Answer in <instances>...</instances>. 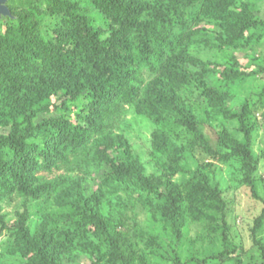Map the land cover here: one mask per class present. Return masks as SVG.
<instances>
[{"label": "trees", "instance_id": "trees-1", "mask_svg": "<svg viewBox=\"0 0 264 264\" xmlns=\"http://www.w3.org/2000/svg\"><path fill=\"white\" fill-rule=\"evenodd\" d=\"M91 1L111 19L110 31L99 30L88 11L73 0H49L45 20L14 8H10L12 18L0 20L7 28L0 30V202L6 195L38 200L57 191L58 182L44 181L39 174L70 164L77 155L112 168L107 187L112 192L101 190L89 198L72 183L66 204L75 215L64 235L58 236L49 225L32 235L28 214L19 213L14 228L0 215V237L12 231V246L27 264H62L76 244L87 247L98 257L97 263L111 256L136 264L138 241L129 235L147 237L153 246L157 243L141 228L139 208L161 215L165 230L176 236L182 233L180 214L190 213L195 222L221 232L223 247L203 260L190 261L225 260L235 249L226 233L228 204L219 185L201 171L193 172L183 189L169 179L147 176L129 142L115 128L128 105L169 126L154 132L152 156L172 174L186 171L180 160L187 149L172 131L187 132L200 148L238 164L239 181L264 203L250 131H246L247 143L224 142L213 150L193 106L181 94L201 82L210 119L225 116L243 121L230 108L227 94L207 84L205 78L217 71L209 69L211 65L196 52L202 45L220 52L244 47L249 43L245 36L264 27V22L253 18L245 4L239 7L242 0ZM218 65L217 70L222 67ZM195 66L201 69V79ZM220 71L222 78L232 81L264 74L263 67L247 70L235 58ZM120 191L126 199L113 203L109 197ZM263 225L264 209L252 230L264 257V245L257 240Z\"/></svg>", "mask_w": 264, "mask_h": 264}, {"label": "rangeland", "instance_id": "rangeland-1", "mask_svg": "<svg viewBox=\"0 0 264 264\" xmlns=\"http://www.w3.org/2000/svg\"><path fill=\"white\" fill-rule=\"evenodd\" d=\"M73 1H77L88 11L99 30L106 33L112 29L111 19L97 10L91 0ZM243 4L253 18L264 22V0H242L238 6L241 7ZM8 6L18 12H34L40 20L49 17V0H9ZM202 26L207 28L205 24ZM0 30L2 33L7 30L4 23L0 24ZM248 39V45L237 50L220 52L202 45L196 52L200 59L211 65L209 69L217 71L216 76L205 78L208 79L205 80L207 84L227 94L230 108L234 113L242 115L243 121L225 116L210 119L209 110L203 101L201 82L188 86L181 94L187 97L193 106L200 120V129L213 150H217L224 142L247 143L246 131H250L253 157L258 163L256 176L261 179L258 192L264 199V74L242 81L225 80L220 75L223 66L231 64V58L237 59L247 70L264 68V27L253 29L250 36H245L244 42L246 43ZM218 63L222 65L218 69L219 72L216 69ZM193 69L200 78L201 69L197 66ZM42 118L44 117L41 116L40 120ZM167 127L169 126L160 125L154 117L139 114L135 106L128 105L116 124L115 133L127 139L132 154L147 176L169 179L178 188L183 189L192 173L201 171L214 185H219L223 191L222 197L228 204L225 231L235 252L223 261L208 260L206 264H264L263 253L252 237L255 222L263 213L264 203L261 199L255 198L248 187L241 184L238 164L222 161L214 154L208 153L195 144L192 135L179 129L173 130L172 133L174 138L187 148L180 160V166L186 171L179 174L167 173L152 156L154 132ZM96 161L93 157L77 155L71 159L70 164L61 165L59 169L54 168L52 172H41L39 176L43 178L42 180L58 182L57 191H51L38 200L19 194L6 195L0 202V215L14 228L19 220L18 214H28V226L32 235L41 232L46 225L58 233V236L64 235L65 227L70 226L72 215H75L72 207L66 204L72 196V183L81 186L85 196L89 198L101 190L105 193L108 190L112 168L107 165L101 166ZM111 192L112 190H108L106 194ZM184 195L183 198L186 200ZM109 198L116 203L125 200L126 194L120 191ZM138 211L141 228L144 232L152 234L157 243L154 246L150 245L147 237H136L133 233L132 235L128 233L138 241L136 264H142L143 261H146V264H195V261H190L192 257L203 260L214 251L223 248L221 232L220 234L215 232L204 222H195L194 216L190 213L180 214L179 224L182 233L176 236L170 233L171 230H165L161 215L154 216L152 212L142 211L140 208ZM258 234L257 240L264 245V225ZM76 242H80L79 237ZM12 243L13 232L7 230L0 237V264H27V259L16 252ZM101 247L103 252H106L107 247L102 244ZM96 258L98 259L87 250V247L76 244L67 252L62 264H124L120 259L111 256L100 263L96 262Z\"/></svg>", "mask_w": 264, "mask_h": 264}, {"label": "water", "instance_id": "water-1", "mask_svg": "<svg viewBox=\"0 0 264 264\" xmlns=\"http://www.w3.org/2000/svg\"><path fill=\"white\" fill-rule=\"evenodd\" d=\"M9 0H0V20L4 18H12L11 10L8 6Z\"/></svg>", "mask_w": 264, "mask_h": 264}]
</instances>
